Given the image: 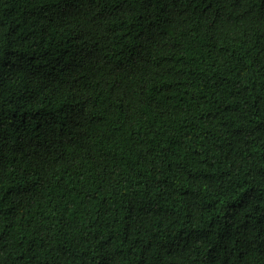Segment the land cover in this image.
I'll list each match as a JSON object with an SVG mask.
<instances>
[{"label": "trees", "instance_id": "trees-1", "mask_svg": "<svg viewBox=\"0 0 264 264\" xmlns=\"http://www.w3.org/2000/svg\"><path fill=\"white\" fill-rule=\"evenodd\" d=\"M0 264H264V0H0Z\"/></svg>", "mask_w": 264, "mask_h": 264}]
</instances>
